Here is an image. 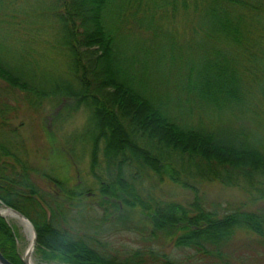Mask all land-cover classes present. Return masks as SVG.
<instances>
[{"label": "trees", "instance_id": "trees-1", "mask_svg": "<svg viewBox=\"0 0 264 264\" xmlns=\"http://www.w3.org/2000/svg\"><path fill=\"white\" fill-rule=\"evenodd\" d=\"M38 43L63 58L65 77L37 68ZM16 94L88 112L98 193L84 198L52 177L49 192L31 182L9 124ZM152 177L192 198L151 194L142 183ZM201 182L264 201V0H0V203L30 222L43 260L126 264L99 255L69 219L144 230L216 257L237 233L264 242L263 212L207 208ZM0 252L23 264L2 217Z\"/></svg>", "mask_w": 264, "mask_h": 264}, {"label": "rangeland", "instance_id": "rangeland-1", "mask_svg": "<svg viewBox=\"0 0 264 264\" xmlns=\"http://www.w3.org/2000/svg\"><path fill=\"white\" fill-rule=\"evenodd\" d=\"M38 36L47 35L40 30ZM33 47L32 60L44 74L53 77H65L63 58L50 52L42 43ZM14 102L15 113L9 119L10 127H14L25 151V157L32 171L29 174L31 182L39 190L53 191L55 188L48 178H55L66 187H77L89 198L90 194L98 193V180L91 174L88 135L86 132L88 112L78 103L61 102L50 105L42 100L39 104L27 103L26 99L16 94ZM24 98V99H23ZM56 115V117L54 118ZM86 132V133H85ZM88 133V134H87ZM85 139V140H84ZM70 150V154H68ZM99 167V168H98ZM103 165L97 166L102 169ZM95 168V169H96ZM103 171V169H102ZM50 177H49V176ZM197 195L205 207L214 205L225 209L245 206L248 209L264 213V201L249 202L248 194L240 189L220 185L216 182L195 183ZM151 194L173 201H185L192 198L190 189H182L169 181H158L155 177L142 183ZM87 194V195H86ZM0 208L6 206L0 203ZM99 211L86 213L88 217L96 218ZM0 217L11 226L14 243L23 264L29 260L32 264H69L54 260H43L35 250L34 231L31 226L32 242L29 233L16 219L8 216ZM83 225L75 220L69 223L74 232L87 235L96 252L114 262L126 264H164L163 259L175 264H264V242L254 235L236 234L227 245L222 256H208L202 252L186 247H176L172 241L157 237L147 238L144 230L134 231L120 226L104 223ZM34 247V248H33ZM139 251L137 257L131 254ZM149 251H153L150 254ZM164 256V257H162ZM131 259V260H130ZM137 261V262H136Z\"/></svg>", "mask_w": 264, "mask_h": 264}, {"label": "bare ground", "instance_id": "bare-ground-1", "mask_svg": "<svg viewBox=\"0 0 264 264\" xmlns=\"http://www.w3.org/2000/svg\"><path fill=\"white\" fill-rule=\"evenodd\" d=\"M0 214H2L3 216L12 217V218L16 219L17 221H19L22 224V226L24 227V229L26 231H28L30 242H32V233L33 232H31V227L25 219H23L18 214L13 212L10 208H0ZM27 264H32V263L29 260H27Z\"/></svg>", "mask_w": 264, "mask_h": 264}, {"label": "water", "instance_id": "water-1", "mask_svg": "<svg viewBox=\"0 0 264 264\" xmlns=\"http://www.w3.org/2000/svg\"><path fill=\"white\" fill-rule=\"evenodd\" d=\"M11 209V208H10ZM13 212H15L16 214H18L20 217H22L23 219H25L28 223H29V225H30V227H31V224H30V222L23 216V215H21V214H19L17 211H15V210H13V209H11ZM0 264H12L9 260H7L3 255H2V253L0 252Z\"/></svg>", "mask_w": 264, "mask_h": 264}]
</instances>
